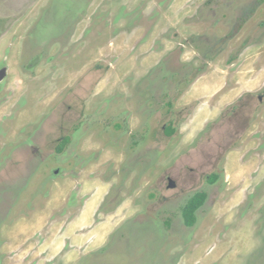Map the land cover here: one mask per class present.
<instances>
[{"label": "rangeland", "instance_id": "rangeland-1", "mask_svg": "<svg viewBox=\"0 0 264 264\" xmlns=\"http://www.w3.org/2000/svg\"><path fill=\"white\" fill-rule=\"evenodd\" d=\"M258 1L0 0V68L9 66L0 264H264ZM233 91L241 100L206 127ZM171 121L178 132L168 145ZM216 172L218 187L207 186ZM170 180L209 194L195 227L184 225L185 200L168 191ZM82 197H95L86 212ZM102 200L113 217L91 227ZM119 221L117 238L81 248ZM66 228L83 234L76 248L63 249Z\"/></svg>", "mask_w": 264, "mask_h": 264}, {"label": "flooded vegetation", "instance_id": "flooded-vegetation-1", "mask_svg": "<svg viewBox=\"0 0 264 264\" xmlns=\"http://www.w3.org/2000/svg\"><path fill=\"white\" fill-rule=\"evenodd\" d=\"M262 2V0H259L256 4L258 5V4H262L261 3ZM213 3V0H206V2L203 4L205 7L209 4V6L208 7H206V8H209L210 6H211V4ZM255 9L256 8H253V10L248 14V16L246 17V18H249V17H251L252 16V14L255 12ZM63 18V17H62ZM63 20V19H62ZM241 22H242V20L241 19H239V21H238V23H237V26H236V31L237 32H239L240 31V24H241ZM241 98H242V96H240L236 101H234L232 104H229V105H227L226 107H224V108H221V110L218 112V116H217V120L218 119H220V118H223L224 117V115H225V113L226 112H224V110L225 109H227L228 107H230V106H232V105H234L236 102H238V101H240L241 100ZM216 119H214V120H212V121H207L206 122V127H208V125H210L211 123H213V121H215ZM237 123H241L240 122V120L239 121H237V122H235L234 123V125L233 126H235ZM177 132H178V129H177V126H176V124L174 123V121H171V122H169L168 124H165V126L163 127V133H164V135H165V137H167L166 139H167V143H168V145L170 144V140L177 134ZM181 133H183V132H181ZM166 144V143H165ZM64 146V145H63ZM63 149V148H62ZM141 149H142V147H141V145L139 144V143H135V148H134V154H138V153H141V154H143L142 152H141ZM164 152V151H163ZM220 178H221V176H220V174L218 173V172H216V173H212V174H210V175H208L207 176V178H206V182H207V186H209V187H213V186H217L218 185V183H219V181H220ZM193 181H194V179H193ZM195 181H197V180H195ZM223 181H224V179H223ZM189 181L187 180L185 183H188ZM218 187V186H217ZM168 188H169V190L168 191H170V192H173L172 193V195H176V196H180L182 199H184L185 200V203L183 204V205H181V206H178V208H179V211L181 210V217H182V219H183V223H184V225L186 226V227H188V228H193V227H195V225H196V223H197V216H198V214H199V212H200V210L204 207V205H206L207 203H208V200H209V194L207 193V192H205V191H202V190H198V189H196V190H194V191H192V193L190 194V193H185L184 192V190H182L181 188H180V186H178V188H177V184L174 182V181H172V180H170L169 181V185H168ZM108 192H110V191H108ZM184 192V193H183ZM176 193V194H175ZM105 196H109V195H105ZM184 197V198H183ZM83 198V200H84V206H85V204H86V202H87V200H88V197H86V198H84V197H82ZM105 199V198H104ZM107 201L108 200H105L104 202H103V200L102 201H99L93 208H92V212H91V218L94 220V224H92L91 225V227H93V226H95V225H98V224H100V223H102L103 221H105L109 216H112L113 215V213H111L110 215H108V214H105V213H103L102 212V208L104 207V205H106V203H107ZM124 204V202L123 203H119L118 205H117V208H116V210H119L121 207H122V205ZM174 205V204H173ZM84 206H81L80 207V209L81 208H83ZM196 207L197 206V208L195 209V210H191V208L192 207ZM128 207V206H127ZM127 207H125V208H127ZM190 210H191V214L193 215V218L192 219H190L191 221L188 223L187 222V218H186V215H190L191 216V214H190ZM125 211V210H124ZM123 211V212H124ZM81 212V211H80ZM86 212V211H85ZM155 212H156V214H157V212H158V210H155ZM123 214V213H122ZM100 218V219H99ZM104 218V219H103ZM99 219V221H97ZM103 219V220H102ZM77 220H79V218L77 219ZM102 220V221H101ZM121 220V219H120ZM121 221H119L116 225H114V226H112V227H110V228H108L106 231H107V235H104V239H103V242H106V243H109L112 239L114 240V238H117V236H114V234H116V232H117V230L119 229V223H120ZM153 229V228H152ZM66 239L64 240V243L65 244H63V249L65 250V249H67L69 246H71L70 245V243L68 242V240L66 241ZM81 249V248H80Z\"/></svg>", "mask_w": 264, "mask_h": 264}, {"label": "crops", "instance_id": "crops-1", "mask_svg": "<svg viewBox=\"0 0 264 264\" xmlns=\"http://www.w3.org/2000/svg\"><path fill=\"white\" fill-rule=\"evenodd\" d=\"M206 79V78H205ZM205 79H203V80H201L200 82H202V81H204ZM199 82V83H200ZM198 84V83H197ZM213 88V87H212ZM217 89V88H216ZM218 90V89H217ZM219 92V91H218ZM233 93H235L234 91L232 92V93H230V94H233ZM243 93V92H242ZM242 93L241 94H236L235 93V95L234 96H236L234 99H232V101L231 102H227V101H225L226 100V97H229V95L230 94H226L225 92L222 94V95H224L223 96V100H222V98L220 99V97L222 96V95H220V97L218 98V100H219V102H218V105L217 106H215V110H210L212 113H213V115H212V118H207L205 121H204V123H206L207 121L209 122V121H212V120H214V119H216L217 118V116H218V114H216V113H218L220 110H221V108H224V107H226L227 105H229V104H232L234 101H236L238 98L237 97H240L241 95H242ZM233 97V96H232ZM212 109V108H211ZM199 111H200V109H199ZM199 111L197 112V113H199ZM214 111V112H213ZM216 115V116H215ZM207 115H205L204 116V113L201 115V116H196L195 118L196 119H198L197 121H201V120H203L205 117H206ZM195 118H194V120H195ZM94 198L95 197H93V198H91L90 200H87V204H86V207L84 208V212L87 210V206H88V204L90 203V205L93 203V200H94ZM99 201H96V204L98 203ZM89 205V207H91ZM122 208V207H121ZM121 208L119 209V210H121ZM118 210V211H119ZM115 215V214H114ZM111 217H113V215L112 216H109L105 221H103L102 223H100V225L101 226H103V225H105V224H107L108 223V220L109 219H111ZM80 223V219L79 220H74V222H73V224L72 225H80L79 224ZM90 226L92 225V224H89ZM99 225V224H98ZM98 225H95V226H98ZM94 226V227H95ZM81 228L82 229H85V227L83 228L82 226H80V228H78V230H80L81 232H82V230H81ZM91 228V227H90ZM68 230H69V228H66L65 229V232H64V238H66L67 240H68V242L70 243V245H71V247L72 248H76V245H78V243H80V241H84V238L82 237V233L81 234H78V233H72V234H70V235H68ZM94 230V229H93ZM92 230V231H93ZM92 231H90V232H92ZM89 232V233H90ZM96 235L95 236H92V235H89V237L86 239V241L84 242V244H83V246L81 247V248H84V247H91L92 245H95V246H97V244H101V243H103V239H104V237H102V235L101 234H97V233H95ZM100 242V243H99Z\"/></svg>", "mask_w": 264, "mask_h": 264}, {"label": "water", "instance_id": "water-1", "mask_svg": "<svg viewBox=\"0 0 264 264\" xmlns=\"http://www.w3.org/2000/svg\"><path fill=\"white\" fill-rule=\"evenodd\" d=\"M9 66L5 61L3 66L0 68V90L2 89L4 81L8 78Z\"/></svg>", "mask_w": 264, "mask_h": 264}, {"label": "trees", "instance_id": "trees-1", "mask_svg": "<svg viewBox=\"0 0 264 264\" xmlns=\"http://www.w3.org/2000/svg\"><path fill=\"white\" fill-rule=\"evenodd\" d=\"M261 3H264V0H262ZM208 6H209V4H208L206 7H208ZM243 22L245 23L246 20H243L242 23H243ZM63 145H64V144H63ZM63 145H62V146H63ZM60 149H61V148H60ZM60 151H61V150H60ZM196 208H197V206H196V207L194 206V207L191 208V210H195ZM191 210H190V214H191ZM186 218H187V222L189 223V222L191 221L190 219L193 218V215H192V214H191V216H190V215H186ZM189 224H190V223H189Z\"/></svg>", "mask_w": 264, "mask_h": 264}]
</instances>
